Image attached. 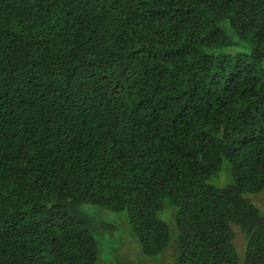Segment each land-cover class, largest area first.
<instances>
[{
	"label": "trees",
	"instance_id": "obj_1",
	"mask_svg": "<svg viewBox=\"0 0 264 264\" xmlns=\"http://www.w3.org/2000/svg\"><path fill=\"white\" fill-rule=\"evenodd\" d=\"M262 192L264 0H0V264H264Z\"/></svg>",
	"mask_w": 264,
	"mask_h": 264
},
{
	"label": "rangeland",
	"instance_id": "obj_2",
	"mask_svg": "<svg viewBox=\"0 0 264 264\" xmlns=\"http://www.w3.org/2000/svg\"><path fill=\"white\" fill-rule=\"evenodd\" d=\"M243 50L247 49L243 48ZM229 182V171L224 164L219 175L210 181L211 185L216 187H224ZM251 200L264 211V192L251 196ZM82 208L94 218L103 219L116 225V229L113 232L95 234L100 246L101 258L104 262L110 264H178L174 247L178 230L175 223V208L172 206L165 204L157 212L158 217L169 227L170 239L165 250L152 257H144L138 253V247L132 241L127 216L124 211L113 212L99 205H83ZM235 243L241 250L243 239L238 232Z\"/></svg>",
	"mask_w": 264,
	"mask_h": 264
}]
</instances>
